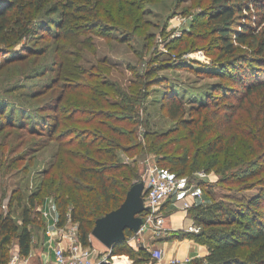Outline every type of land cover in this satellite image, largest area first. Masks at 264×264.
<instances>
[{"label": "trees", "instance_id": "1", "mask_svg": "<svg viewBox=\"0 0 264 264\" xmlns=\"http://www.w3.org/2000/svg\"><path fill=\"white\" fill-rule=\"evenodd\" d=\"M159 1L0 0V55L10 53L5 60L21 63L22 72H36L38 69L23 51H31L27 41L41 29H45L47 35L55 34L62 53L79 46L81 36L92 30L104 37L119 32L123 41L146 40L148 43L155 33L150 32L152 24L146 15L151 13L150 5ZM249 1L213 0L200 15V22L212 26L213 32L219 35L220 48L224 49L218 57L216 73L222 79L230 77L239 86L232 93L234 100L222 96L219 101L205 100L191 105L189 108L195 110L197 116L190 119L185 118V102L174 92H165L166 114L179 123L178 128L158 131L149 118L143 129L131 126L142 120L139 108L145 107L151 84L160 81L153 65L143 73L137 72V87L131 86L130 90L122 88L117 80H106L104 88H87L85 94L77 92L70 81L63 85L64 92L54 100L38 106L39 112L30 115L29 120L20 119V115L15 118L19 102L0 95V109L8 107L9 122L6 123L22 127L27 124L36 134L46 132L54 148L52 160L41 172L37 189L23 207L21 223L13 216L12 204L16 199L21 203L23 193L16 198L14 194L9 210L0 212V264L10 260L14 244L21 254L30 252V224L40 222L41 211L37 207L47 197L54 198L59 224L70 217L78 223L81 242L91 246V230L96 218L118 207L131 185L141 179L138 160L148 152H155L159 165L178 175L194 177L196 171L204 168L219 173V181L223 183L243 187L259 183L260 190L250 197L244 195L237 208H227L220 202L206 206L196 222L202 225V230L190 235L209 249L206 256L194 259L192 264H264V175L260 176L264 171V34H258L257 27L238 17ZM256 5L261 7L262 2ZM255 21L260 22L257 18ZM18 45L21 48L12 50ZM244 45L248 52L241 49ZM17 50L20 52L15 55ZM69 68V64L61 67L60 79L75 75ZM19 83L4 79L1 90L16 92L22 87ZM216 91L227 94L223 80L217 82ZM69 93L77 97V102L86 99L85 107L91 113H85L86 119L80 120L77 106H70ZM41 94L32 91L29 97L37 100ZM98 105L101 107L97 108ZM222 108L230 111L222 112ZM39 118L45 119L39 122ZM77 120L86 127L71 124ZM179 130L184 134L173 138L172 134ZM178 142L180 144L173 149L172 143ZM136 152L132 161L123 159L122 155ZM111 253L130 255L134 259L132 264H140L150 255L147 248L136 250L127 239L118 242ZM101 264L112 263L103 261Z\"/></svg>", "mask_w": 264, "mask_h": 264}, {"label": "rangeland", "instance_id": "2", "mask_svg": "<svg viewBox=\"0 0 264 264\" xmlns=\"http://www.w3.org/2000/svg\"><path fill=\"white\" fill-rule=\"evenodd\" d=\"M212 2L213 0H161L151 4V13L146 15V18L152 24L149 27L150 32H154L155 35L150 37L148 43L146 40L123 41L119 32H114L112 37H104L99 35L97 30H92L81 36L82 43L79 46L62 53L61 44L55 34L47 35L46 30L41 29L27 41L31 51H23L27 59L38 69L34 71L35 73L22 72L19 69L21 63L5 60L10 53H1L0 84L4 79L13 80V82L18 80L22 87L16 92L9 93L2 91L0 86V95L19 102L20 109L15 118L20 115V119L29 120L30 115L39 112L38 106L48 102L47 100H54L53 98L64 92V87L70 81L76 86L77 92L85 94L87 88L98 90L104 88L106 80H117L122 88L130 90L131 86L137 87V72L143 73L148 66L153 65L157 68L156 76L160 81L151 84L145 107L139 108L142 122L138 121L131 126H138V130L143 129L146 119L149 118L152 127L158 131L178 128L179 123L166 114L165 92H174L178 99L185 102L187 108L185 118L190 119L197 116L195 110L189 108L191 105L204 103L205 100L219 101L222 96L231 97L234 100L232 93L239 86L234 84L230 77L222 79L216 73L219 70V67H216L218 57L224 49L220 48L219 35L213 32L212 26L200 22V15ZM256 2H262V6L257 7ZM249 5L250 8L247 9ZM178 14L181 19L177 17ZM238 17L257 27L258 34L260 32L264 34V0H250L243 14ZM256 18L260 22L255 21ZM89 38L91 40L88 42ZM17 48L21 46L18 45L12 50ZM241 49L243 52L249 51L246 45ZM19 52L20 50H17L14 54L17 55ZM66 64H69V71L73 70L75 75L68 79H60L59 70ZM160 66L163 67L160 68ZM222 80L224 86L226 85L227 94L216 91L217 82ZM32 91H40L42 93L40 98L32 101L29 97ZM71 94L69 93L72 100L70 106H77L76 108L81 112L78 116L80 120L86 119L85 113L91 114L89 108L85 107L86 99H78L77 102V97ZM1 102L0 98V104ZM100 107L101 105L97 106V108ZM221 110L225 112L228 109ZM7 111L8 107L4 110L0 109V127L2 128L0 133V212L9 210L14 194L16 198L20 192L23 193L22 202L18 203L16 199L12 204L13 216L18 223H21L23 207L27 205L29 195L37 189L42 179L41 172L52 160L54 148L46 132L38 131L39 134H36L27 124H24L26 127H22L19 126L20 124L6 123L9 120ZM44 119L39 118V122ZM80 120L72 121L71 124L81 128L86 127V124ZM184 131H176L172 137L178 138L184 134ZM172 144L174 149L180 143ZM122 156H124L123 159L132 161L137 156V152L130 156ZM157 157L155 152H148L139 158L141 177L146 159L150 158L152 163L159 165ZM160 168L188 180V184L194 182L199 185L197 190H200L201 197L198 198L192 193L191 197L181 202L188 209L194 222L199 221L206 206L220 202L227 208H237L244 195L250 197L260 190L259 183L253 187L223 183L219 181L220 174L214 170L206 171L202 168L195 172L194 177H191L187 174L178 175L176 171H169L164 166ZM204 171L206 176L201 177L199 174ZM263 175L264 171L260 176ZM46 199L55 202L53 197ZM186 203L188 205H185ZM14 246L16 244L12 246L13 249ZM193 261L192 259L191 264Z\"/></svg>", "mask_w": 264, "mask_h": 264}, {"label": "crops", "instance_id": "3", "mask_svg": "<svg viewBox=\"0 0 264 264\" xmlns=\"http://www.w3.org/2000/svg\"><path fill=\"white\" fill-rule=\"evenodd\" d=\"M191 195L192 192L188 194L180 192L162 204L165 221L161 231L156 232L151 227L146 226L137 233L128 234L127 240L133 248L136 250L147 248L150 252L147 258L140 261V264H170L172 258H179L180 260L191 258L194 260L208 254V246L190 235L194 232L189 229V226L196 224V222L189 215L184 204H181L182 200H185L184 196H187L186 199H188ZM179 204L181 206L178 207ZM53 214L59 216L58 208L53 209ZM39 218L40 222L30 224L32 231L30 252L25 255L21 254L17 245L11 250V256L16 253L19 254V264H58L55 260L54 248L65 245L66 239L62 236L60 228L52 225L49 219L42 214ZM91 248L93 259L99 261L104 259L112 264H132L134 262V259L128 254L111 253V250L94 236H92ZM159 251H162V256L156 255V252Z\"/></svg>", "mask_w": 264, "mask_h": 264}, {"label": "built area", "instance_id": "4", "mask_svg": "<svg viewBox=\"0 0 264 264\" xmlns=\"http://www.w3.org/2000/svg\"><path fill=\"white\" fill-rule=\"evenodd\" d=\"M178 14V18H180ZM201 177L206 176V172L199 174ZM142 179L145 181L144 202L150 207L149 211H145L143 216L145 223L141 229L148 226L154 231H161L164 228L165 215L162 212V204L173 195L185 192L186 194L192 192L198 198L201 197L200 190H197V183L188 184V180L182 179L176 175L168 173L166 170L160 168L159 165L152 163L150 158L145 161V169L142 173ZM194 191V192H193ZM187 200V196H184ZM201 199V198H200ZM45 204L39 207L41 214L49 219L52 225L60 228L62 236L66 239L65 245L56 246L54 248L55 260L58 264H101L99 260L93 259V250L91 246L84 245L79 238L78 223L71 221L68 217L64 225L59 224V216L53 214V209L57 208L55 202L48 199ZM185 205H188L186 203ZM69 224V225H66ZM189 229L193 232H199L201 225L191 224ZM135 237V236H133ZM162 256V251L156 252V255ZM192 259L187 258L180 260L179 258L170 259V264H191ZM19 254H13L7 264H19Z\"/></svg>", "mask_w": 264, "mask_h": 264}, {"label": "water", "instance_id": "5", "mask_svg": "<svg viewBox=\"0 0 264 264\" xmlns=\"http://www.w3.org/2000/svg\"><path fill=\"white\" fill-rule=\"evenodd\" d=\"M144 190V179L135 181L118 207L96 218L91 235L112 250L118 242L127 239L128 231L137 233L145 223L143 213L150 210L144 202ZM103 261L106 260L100 263Z\"/></svg>", "mask_w": 264, "mask_h": 264}]
</instances>
